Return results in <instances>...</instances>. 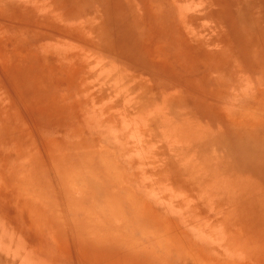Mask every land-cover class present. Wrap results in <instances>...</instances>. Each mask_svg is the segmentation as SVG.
Returning a JSON list of instances; mask_svg holds the SVG:
<instances>
[{"label": "rangeland", "instance_id": "1", "mask_svg": "<svg viewBox=\"0 0 264 264\" xmlns=\"http://www.w3.org/2000/svg\"><path fill=\"white\" fill-rule=\"evenodd\" d=\"M0 264H264V0H0Z\"/></svg>", "mask_w": 264, "mask_h": 264}]
</instances>
